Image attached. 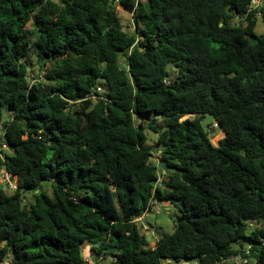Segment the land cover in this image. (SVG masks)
Instances as JSON below:
<instances>
[{"label":"trees","instance_id":"16d2710c","mask_svg":"<svg viewBox=\"0 0 264 264\" xmlns=\"http://www.w3.org/2000/svg\"><path fill=\"white\" fill-rule=\"evenodd\" d=\"M250 2L0 0V169L16 182L0 185V262L264 264V2L259 16ZM151 201L179 210L152 247L134 222Z\"/></svg>","mask_w":264,"mask_h":264},{"label":"rangeland","instance_id":"374dc122","mask_svg":"<svg viewBox=\"0 0 264 264\" xmlns=\"http://www.w3.org/2000/svg\"><path fill=\"white\" fill-rule=\"evenodd\" d=\"M116 10L118 11L117 16L119 20L121 21L124 29L126 31L131 32L133 30V23H132L131 15L125 12L124 10H122L120 6H118ZM255 33L257 35H261L264 33V26L260 20H258L256 24ZM25 61L28 63L29 73L36 74L38 67L36 65L35 57L31 55L27 57ZM167 75H168V78H167L168 80H170L175 75V71L171 65L167 66ZM101 84L103 85L102 82ZM101 84H99L100 87H102ZM150 116L151 114H144L142 116V119L146 121L148 117H149L148 119L151 118ZM212 129L213 131L209 133L210 141L212 144L216 145L218 140L221 139L224 135L222 133V130L219 127L213 125ZM143 131L146 136V141L144 144L145 147H157L156 142H157L158 134L150 131L146 127L144 128ZM155 159L156 158H153L152 161L158 165L157 159L156 160ZM158 168L159 170L161 169L159 165H158ZM42 185L48 192L50 191L49 183L43 182ZM24 200L26 204L30 202L29 193L24 194ZM158 206H159L158 210L149 211L146 214V216L143 218L142 223L139 224L140 232L145 236L150 247L154 246V242L159 236L168 235L173 232L174 225L176 223V217L179 214L178 208L170 202L162 201L158 204ZM239 244L246 247L249 244V241L246 239H240L236 245H239ZM82 255L85 260L92 262V256L90 254L88 245H83ZM110 263H111V256L107 255V257L102 261V264H110ZM181 264H184V263H181Z\"/></svg>","mask_w":264,"mask_h":264},{"label":"built area","instance_id":"2783aa9c","mask_svg":"<svg viewBox=\"0 0 264 264\" xmlns=\"http://www.w3.org/2000/svg\"><path fill=\"white\" fill-rule=\"evenodd\" d=\"M264 0H251L249 6H248V12H253L256 11V14L259 16V11L258 8L262 6ZM131 15V14H130ZM241 19H243L241 17ZM42 79V76L37 77L36 74H31L28 73V80L30 84H33L35 82H39ZM89 98L92 100H97V99H102L103 98V89L99 85H97L95 88L91 89L89 93ZM215 126H217L215 124ZM3 133H4V128L2 126V122L0 121V158H2L3 151L7 149V145L3 140ZM156 160V159H155ZM160 178L158 179V184L160 183ZM0 185L2 189L4 190H15L16 189V182L14 181V177L6 171V169L2 168L0 169ZM158 202L156 201H151L148 209L144 211L140 216H137L134 218V222L141 224L143 218L146 216V214L149 211H156L159 209ZM248 253V249H245V254ZM87 261V260H86ZM89 262V261H88ZM253 260L251 258H248L242 254L235 255L229 259H223L222 263L226 264H252ZM184 264H190L183 262ZM0 264H11L10 261V256L7 255L1 262Z\"/></svg>","mask_w":264,"mask_h":264},{"label":"water","instance_id":"95a60500","mask_svg":"<svg viewBox=\"0 0 264 264\" xmlns=\"http://www.w3.org/2000/svg\"><path fill=\"white\" fill-rule=\"evenodd\" d=\"M257 42H258V39L256 37H251L250 40H249V43L250 44H256ZM211 121H213V117H212V115H208L206 117V119H205L206 124L210 123ZM212 131H213V129L210 128V131L209 132H212ZM152 152H154V149L152 150ZM164 170H165V167L163 168V172H164Z\"/></svg>","mask_w":264,"mask_h":264},{"label":"crops","instance_id":"0c3cea01","mask_svg":"<svg viewBox=\"0 0 264 264\" xmlns=\"http://www.w3.org/2000/svg\"><path fill=\"white\" fill-rule=\"evenodd\" d=\"M15 181V180H14Z\"/></svg>","mask_w":264,"mask_h":264}]
</instances>
